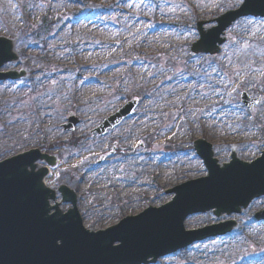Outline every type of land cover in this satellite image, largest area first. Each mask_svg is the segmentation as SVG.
<instances>
[{"label":"rangeland","instance_id":"obj_1","mask_svg":"<svg viewBox=\"0 0 264 264\" xmlns=\"http://www.w3.org/2000/svg\"><path fill=\"white\" fill-rule=\"evenodd\" d=\"M240 3L0 0V36L14 40L19 56L1 71L28 73L0 84V160L30 149L56 155L45 179L56 191L50 203L66 211L70 204L60 202L57 189H72L83 227L98 231L159 207L170 201L173 186L205 176L195 139L209 142L219 163L229 160L231 146L241 160L258 157L264 150V19L234 22L214 56L189 55L198 38L195 23L210 28ZM242 93L259 102L246 109ZM132 99L129 118L103 135L91 133ZM70 113L77 123L65 131ZM261 209L264 198L240 215L187 217L186 230L225 220L237 227L155 264H264V221L252 219Z\"/></svg>","mask_w":264,"mask_h":264},{"label":"water","instance_id":"obj_2","mask_svg":"<svg viewBox=\"0 0 264 264\" xmlns=\"http://www.w3.org/2000/svg\"><path fill=\"white\" fill-rule=\"evenodd\" d=\"M264 18V0H243L238 9L216 18V26L204 30L203 22L196 23L199 38L190 54L215 55L225 41L223 31L243 16ZM18 60L14 41L0 37V68ZM24 70L0 72V82L25 78ZM241 102L251 108L257 100L243 93ZM136 101L127 102L106 117L92 133L104 134L124 118H128ZM77 119L70 116L62 125L70 131ZM202 159L207 175L173 187L172 200L159 208L148 207L142 213L122 219L104 231L91 232L81 225L75 194L65 186L58 191L62 202L72 207L62 213L49 200L55 192L44 184L48 168L36 165L42 161L49 167L58 163L55 155L33 149L0 163V264H151L157 259L184 249L194 242L230 233L235 222L226 221L200 229L186 231L184 220L194 214L212 211L215 218L222 214H240L253 199L264 196V152L251 162L237 158L231 148L230 161L218 164L212 146L203 139L193 142ZM255 221L264 220V210L253 215ZM119 243L114 245V243Z\"/></svg>","mask_w":264,"mask_h":264},{"label":"bare ground","instance_id":"obj_3","mask_svg":"<svg viewBox=\"0 0 264 264\" xmlns=\"http://www.w3.org/2000/svg\"><path fill=\"white\" fill-rule=\"evenodd\" d=\"M204 167H205V165H204ZM205 169H206V167H205ZM54 170H56V169H54ZM87 171L90 172L91 169H90L89 167H87ZM75 198H76V197H75ZM60 202L62 203V198H61ZM52 204H53V203H50V200H49L48 205H49V207L52 208V210H50V213H49V214H51V212L53 211V209H54V207H55V206H52ZM55 205H58V204L55 203ZM89 222H91V220H90ZM106 223H107V220H103V221L101 222V224H102L103 226H104ZM86 226H88V225H86Z\"/></svg>","mask_w":264,"mask_h":264},{"label":"trees","instance_id":"obj_4","mask_svg":"<svg viewBox=\"0 0 264 264\" xmlns=\"http://www.w3.org/2000/svg\"><path fill=\"white\" fill-rule=\"evenodd\" d=\"M44 25H46V22L45 21L42 23V25L40 26V28L43 27ZM45 27H47V26H45ZM45 27H43V28H45ZM44 31H45V29H44Z\"/></svg>","mask_w":264,"mask_h":264}]
</instances>
